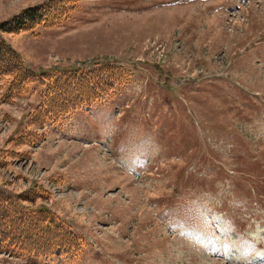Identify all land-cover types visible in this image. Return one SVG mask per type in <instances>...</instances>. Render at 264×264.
<instances>
[{"label": "rangeland", "instance_id": "obj_1", "mask_svg": "<svg viewBox=\"0 0 264 264\" xmlns=\"http://www.w3.org/2000/svg\"><path fill=\"white\" fill-rule=\"evenodd\" d=\"M30 6L67 12L0 32L29 69L128 75L37 129L42 86L0 79V199L85 239L69 258L4 245L0 264H264V0H0V24Z\"/></svg>", "mask_w": 264, "mask_h": 264}, {"label": "trees", "instance_id": "obj_2", "mask_svg": "<svg viewBox=\"0 0 264 264\" xmlns=\"http://www.w3.org/2000/svg\"><path fill=\"white\" fill-rule=\"evenodd\" d=\"M66 12L62 10L55 16V10L42 12L30 6L12 16V21L1 23L0 32L16 33L33 29L37 24L45 28L51 27L59 21L51 20L52 17L58 18ZM127 75L124 68L113 63L88 68L55 67L50 71L35 72L28 68L21 56L5 40L0 39V79L11 78L9 92L12 95L26 93L31 83L43 86L38 93L39 102L27 119V125L36 129L46 123H56L59 118L83 106H91L104 98L114 85L123 83V77ZM37 135L35 130L25 129L16 137L15 142L17 145L32 144ZM29 197L21 194L11 202L3 196L0 199V248L11 245L28 254H62L67 258L81 254L85 244L84 237L73 232L67 223L46 207H26Z\"/></svg>", "mask_w": 264, "mask_h": 264}]
</instances>
